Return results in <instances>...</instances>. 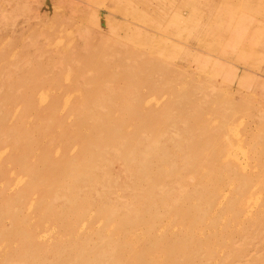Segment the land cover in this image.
Instances as JSON below:
<instances>
[{"label": "rangeland", "instance_id": "obj_1", "mask_svg": "<svg viewBox=\"0 0 264 264\" xmlns=\"http://www.w3.org/2000/svg\"><path fill=\"white\" fill-rule=\"evenodd\" d=\"M170 1L0 0V264H264V0Z\"/></svg>", "mask_w": 264, "mask_h": 264}, {"label": "bare ground", "instance_id": "obj_2", "mask_svg": "<svg viewBox=\"0 0 264 264\" xmlns=\"http://www.w3.org/2000/svg\"><path fill=\"white\" fill-rule=\"evenodd\" d=\"M112 1V3L113 2H117L118 0H111ZM158 1V3L160 4V5H162V8H164V10H167L168 8L170 9V7H173L174 6V4H176L175 2L173 3L172 1H170V0H161V1H163L164 2V4H161V2H160V0H157ZM209 1V0H208ZM213 1V0H212ZM223 1V0H222ZM239 1V0H238ZM247 1V0H246ZM63 2V1H62ZM215 3V2H214ZM249 3V2H248ZM262 3V2H261ZM65 4V3H64ZM264 4V3H263ZM245 5H247V4H245ZM88 6V5H87ZM199 6V5H198ZM206 6V5H205ZM211 6V5H210ZM46 7V6H45ZM80 7H82V6H80ZM207 7V6H206ZM75 8V7H74ZM185 8V7H184ZM207 8H209V7H207ZM102 9V8H101ZM243 9V8H242ZM263 9V8H262ZM219 10V9H218ZM55 11V10H54ZM61 11V10H60ZM190 11V10H189ZM81 12H82V10H81ZM203 12V11H202ZM223 12V11H222ZM246 18V17H245ZM228 21H230V19L228 20ZM217 22V21H216ZM170 23H172V25L173 26H176V24H178L177 23V20H176V18L175 19H172L171 21H170ZM232 23V22H231ZM183 24V23H182ZM181 24V25H182ZM189 25V24H188ZM178 28V27H177ZM248 30V29H247ZM220 31V30H219ZM223 31H224V29H223ZM226 33H227V31H226ZM143 35H142V38L140 39L144 44H147V43H150L151 41L150 40H148L147 39V37L146 36H148V33H142ZM228 34V33H227ZM217 35V34H216ZM222 35V34H221ZM250 36V35H249ZM201 37H202V35H201ZM264 38V37H263ZM204 39V38H203ZM206 39V38H205ZM214 39V38H213ZM218 39V38H217ZM248 42V41H247ZM200 43V42H199ZM208 43V42H207ZM204 45V44H203ZM248 47V46H247ZM158 48V47H157ZM160 48V47H159ZM250 48V47H249ZM155 49V48H154ZM238 49H239V47H238ZM240 52L242 53L241 54V56H243L244 57V52H246L245 50H240ZM232 54V53H231ZM253 55V54H252ZM256 56V55H255ZM242 57V58H243ZM252 57V56H251ZM263 58H264V56H263Z\"/></svg>", "mask_w": 264, "mask_h": 264}]
</instances>
